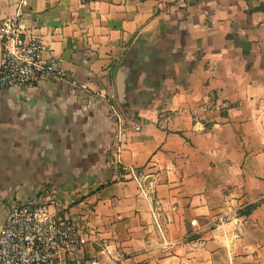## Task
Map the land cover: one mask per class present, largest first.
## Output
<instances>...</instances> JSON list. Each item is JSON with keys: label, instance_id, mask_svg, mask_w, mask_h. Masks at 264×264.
Masks as SVG:
<instances>
[{"label": "crops", "instance_id": "obj_1", "mask_svg": "<svg viewBox=\"0 0 264 264\" xmlns=\"http://www.w3.org/2000/svg\"><path fill=\"white\" fill-rule=\"evenodd\" d=\"M19 12L0 0V25L17 17L42 36L55 73L0 88V227L48 189L78 226L73 264H264V0H28ZM163 36L166 65L137 57ZM126 66L130 91H153L156 69L166 93L135 105L137 120L112 111Z\"/></svg>", "mask_w": 264, "mask_h": 264}, {"label": "built area", "instance_id": "obj_2", "mask_svg": "<svg viewBox=\"0 0 264 264\" xmlns=\"http://www.w3.org/2000/svg\"><path fill=\"white\" fill-rule=\"evenodd\" d=\"M27 3L28 0H19L20 12ZM0 46L3 50L1 89L34 87L42 77L55 73L53 60L45 57L47 42L21 27L17 17L6 18L1 23ZM112 111L121 120L117 107ZM122 134L119 127L113 145L116 154L121 150ZM122 168L124 179L141 181L133 168ZM57 204L58 193L48 189L33 198L12 203L0 227V264H73L71 261L81 249L82 240L77 224L67 212L57 210ZM90 264L100 262L92 260Z\"/></svg>", "mask_w": 264, "mask_h": 264}, {"label": "water", "instance_id": "obj_3", "mask_svg": "<svg viewBox=\"0 0 264 264\" xmlns=\"http://www.w3.org/2000/svg\"><path fill=\"white\" fill-rule=\"evenodd\" d=\"M166 34V32H164ZM159 43L157 46L149 43L148 46H144L142 51L137 53V57L140 59H146L148 61L153 60L155 64L164 63L167 64L168 58L172 56L173 41L171 38H166V36L161 37L157 40ZM137 44V41L135 42ZM130 67L120 68L117 73V93H116V107L120 113L128 118L137 120L135 115L134 106L148 107L154 100L158 98H163L166 93L160 95L163 88L159 86V80L157 75L154 74L157 71L153 70V76L149 84L152 86L153 91L146 90L141 92L130 91L126 84V73L129 71ZM137 71L142 70V66H138ZM161 82V80H160ZM164 87V86H163Z\"/></svg>", "mask_w": 264, "mask_h": 264}]
</instances>
